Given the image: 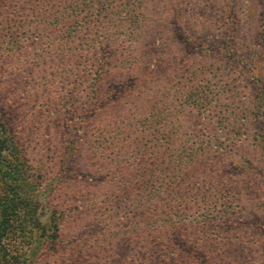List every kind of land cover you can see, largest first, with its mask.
I'll return each mask as SVG.
<instances>
[{
  "label": "rangeland",
  "instance_id": "1",
  "mask_svg": "<svg viewBox=\"0 0 264 264\" xmlns=\"http://www.w3.org/2000/svg\"><path fill=\"white\" fill-rule=\"evenodd\" d=\"M1 1L8 5V13H13L16 22L7 28V23L0 21L1 114L37 159L50 169L59 142L64 136L69 143L75 139L68 131L81 118L86 124L82 133L74 132L76 137L79 132L89 134V139L98 143V131L105 128L110 134L117 130L116 117L130 116L135 99L143 106L136 121H152L155 114L167 123L173 114L182 139L208 146L207 166L210 172L220 169L224 194L231 198L225 207L208 211L219 220L209 234L232 235L238 240L226 245L219 264H264V0H183L182 5L175 0H160V9L152 15L155 23L150 26L151 38L145 39L154 42L145 48L146 67L151 74L148 78L133 72L121 78L106 77L104 86L111 92L96 113L85 93L87 84L83 82L84 87L76 89L75 78L59 71L64 58L70 62L77 57V62L83 59L79 62L87 69L89 58L79 59L81 38L63 45L60 42L65 41L62 38L66 33L62 29L29 24L34 29L26 32L24 23L35 19L25 18L22 9L34 2ZM3 8L7 10L6 5ZM118 46L122 53L128 52L123 44ZM186 108L184 113L182 109ZM85 136L76 152L68 150L70 165L66 170L70 180L59 198L76 215L74 224L68 226L66 245L92 241V248L86 251L87 262L91 263L95 256L97 262L103 256L96 255L99 251L95 250L103 228L98 222L106 210L111 211L114 226L123 225V232L131 229L129 222H123L128 214L124 216L116 205L128 195L133 182L120 181V174L128 171H119L110 147L99 148L101 154H91L92 143H86ZM160 136H165L163 131ZM161 162L160 167L151 166L155 177L159 175L156 166L166 167ZM205 168L204 164L200 170ZM154 187H160L159 181ZM161 200L158 195L154 201ZM197 216V210H192L184 218L192 224ZM122 237L127 238L125 245L113 251L106 264H133L134 258L146 252L139 250L135 239L130 240V232ZM56 253L50 251L39 264H52ZM152 253L149 251V255ZM206 263L203 258L201 264Z\"/></svg>",
  "mask_w": 264,
  "mask_h": 264
},
{
  "label": "trees",
  "instance_id": "2",
  "mask_svg": "<svg viewBox=\"0 0 264 264\" xmlns=\"http://www.w3.org/2000/svg\"><path fill=\"white\" fill-rule=\"evenodd\" d=\"M32 1V6L22 9L25 18L35 19V22L24 23L26 32L34 29L28 27L29 24L37 28L44 25L47 29L53 27L66 33L62 38L65 41L60 39V44L75 43V39L81 38L79 59L89 58L86 60L89 64L84 63L88 64L87 69L79 62L83 59L77 62V57L70 62L64 58L59 71L75 78L76 89L84 87L83 82L87 84L85 93L95 113L102 109L103 99L111 92L104 86L106 77L121 78L124 73L133 72L148 78L151 74L146 67L145 48L154 42L151 39L147 43L145 39L151 38L150 29L153 28L150 26L155 23L152 15L154 10L160 9V0ZM175 1L183 4V0ZM5 5L7 10L3 8ZM12 15L8 13V5L0 0V21L6 22L7 28L12 26L11 22L16 23ZM158 34H161L159 30ZM118 44H123L122 48H127L128 52L116 49L120 48ZM135 101L130 116L120 114L116 117L117 130L110 134L109 129L98 131V143H93L89 134L80 135L86 120L81 118L74 123V129L68 134L75 139L69 143V139L63 137L50 169L9 126L0 109V264H39L50 251L58 252L52 264H106L113 251L125 245L127 236L122 235L128 232L139 250L146 251L134 258L133 264H201L203 258L206 264L223 262L226 245L238 240L232 235L215 237L208 232L219 221L208 211L217 206L225 207L231 199L224 194L220 169L210 172L207 166L208 146L203 147L189 138L182 139L173 114L167 123L161 122L155 114L151 115L152 121L134 120L143 107ZM182 110L185 113L187 108ZM78 131L81 133L76 137L74 132ZM162 131L165 136H160ZM83 136L86 143H92L87 144L91 154H101L99 148L110 147L115 153L112 161L118 162L115 164L121 168L119 171H128L120 174V181L133 182L128 195L115 204L124 216L128 214L123 222H129L131 229L123 232V225L114 226L112 213L106 210L103 220L98 222L103 225L98 235L101 243L93 239L99 243L96 255L103 253V256L100 262L95 256L91 263L87 262L86 251L92 248V241L82 245L72 243L71 247L66 245L68 226L74 224L76 215L75 210L61 204L59 198L70 180L66 170L70 165L68 150L76 152ZM161 161L166 167L158 169L156 166L159 175L155 177L151 166L160 167ZM204 164L206 168L201 171ZM157 181L160 187L155 188ZM158 195L162 196L161 202L154 201ZM192 210H197L198 216L192 224H187L184 215ZM197 218L200 219L196 221ZM180 237L184 238L183 242ZM149 251L153 253L149 255Z\"/></svg>",
  "mask_w": 264,
  "mask_h": 264
}]
</instances>
